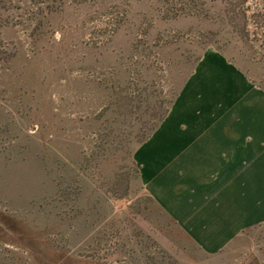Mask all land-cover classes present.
Instances as JSON below:
<instances>
[{
	"label": "rangeland",
	"instance_id": "rangeland-1",
	"mask_svg": "<svg viewBox=\"0 0 264 264\" xmlns=\"http://www.w3.org/2000/svg\"><path fill=\"white\" fill-rule=\"evenodd\" d=\"M211 54L264 99V0H0V264H264V228L207 255L144 185L183 85H238Z\"/></svg>",
	"mask_w": 264,
	"mask_h": 264
},
{
	"label": "crops",
	"instance_id": "crops-1",
	"mask_svg": "<svg viewBox=\"0 0 264 264\" xmlns=\"http://www.w3.org/2000/svg\"><path fill=\"white\" fill-rule=\"evenodd\" d=\"M207 56L238 84L220 78L217 64L195 75L213 77L227 92L224 115L216 105L193 106L200 91L195 76L184 84L143 148V180L150 197L190 241L214 256L244 232L264 228V99L227 60Z\"/></svg>",
	"mask_w": 264,
	"mask_h": 264
}]
</instances>
